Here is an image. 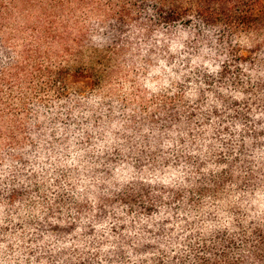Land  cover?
Here are the masks:
<instances>
[{"label":"clouds","instance_id":"9594fccd","mask_svg":"<svg viewBox=\"0 0 264 264\" xmlns=\"http://www.w3.org/2000/svg\"><path fill=\"white\" fill-rule=\"evenodd\" d=\"M0 264H264V0H0Z\"/></svg>","mask_w":264,"mask_h":264}]
</instances>
